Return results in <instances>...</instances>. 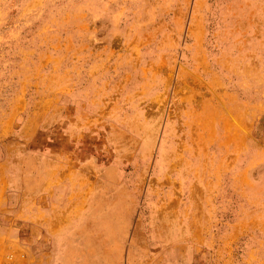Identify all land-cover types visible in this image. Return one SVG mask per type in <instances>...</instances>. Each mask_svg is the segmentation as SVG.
<instances>
[{
    "label": "rangeland",
    "instance_id": "obj_1",
    "mask_svg": "<svg viewBox=\"0 0 264 264\" xmlns=\"http://www.w3.org/2000/svg\"><path fill=\"white\" fill-rule=\"evenodd\" d=\"M0 264H264V0H0Z\"/></svg>",
    "mask_w": 264,
    "mask_h": 264
},
{
    "label": "built area",
    "instance_id": "obj_2",
    "mask_svg": "<svg viewBox=\"0 0 264 264\" xmlns=\"http://www.w3.org/2000/svg\"><path fill=\"white\" fill-rule=\"evenodd\" d=\"M11 257H9V260H12V259H10Z\"/></svg>",
    "mask_w": 264,
    "mask_h": 264
}]
</instances>
